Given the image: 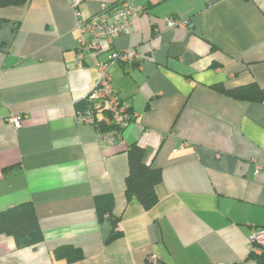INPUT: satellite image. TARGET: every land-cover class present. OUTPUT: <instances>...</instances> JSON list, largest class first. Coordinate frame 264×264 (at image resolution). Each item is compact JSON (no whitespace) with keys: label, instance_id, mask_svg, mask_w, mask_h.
I'll list each match as a JSON object with an SVG mask.
<instances>
[{"label":"crops","instance_id":"1","mask_svg":"<svg viewBox=\"0 0 264 264\" xmlns=\"http://www.w3.org/2000/svg\"><path fill=\"white\" fill-rule=\"evenodd\" d=\"M122 1L79 0L78 14L68 0L0 6V211L29 201L41 229L22 248L1 234L0 264H142L149 254L158 264H257L249 237L264 228V100L217 87L264 89V0H127L144 11L96 53L134 114L109 146L77 118L99 79L87 52L77 61V19ZM165 17L186 25L168 28ZM127 48L137 60L112 58ZM135 142L161 173L149 209L126 193ZM62 245L83 257L67 263L54 254Z\"/></svg>","mask_w":264,"mask_h":264},{"label":"built area","instance_id":"2","mask_svg":"<svg viewBox=\"0 0 264 264\" xmlns=\"http://www.w3.org/2000/svg\"><path fill=\"white\" fill-rule=\"evenodd\" d=\"M71 6L77 9L79 0H68ZM143 8L130 1H122L112 11L104 9L101 13L86 19H77V28L80 32L77 47V61L80 63L84 52H87L99 71V79L95 86L85 96L87 107L77 114L79 121L92 124L97 131L99 142L109 146L121 143V130L124 129L133 118V112L119 97L112 84V76L108 62H100L96 53L103 47V43L110 44L120 34H128L131 30L132 19L143 12ZM78 14V10H76ZM168 28L177 29L185 27L186 22L173 17H165ZM121 61L129 62L137 60L135 49L127 48L112 55ZM101 113V117L98 116ZM21 116L13 115L10 118L15 127L21 126ZM259 165H256V169ZM249 250L254 255H264V228L257 229L249 237ZM158 258L149 254L142 264H158ZM226 264V263H219Z\"/></svg>","mask_w":264,"mask_h":264},{"label":"trees","instance_id":"3","mask_svg":"<svg viewBox=\"0 0 264 264\" xmlns=\"http://www.w3.org/2000/svg\"><path fill=\"white\" fill-rule=\"evenodd\" d=\"M26 1L0 0V6L21 5ZM217 88L235 98L250 101L264 100V89L254 82L234 88H223L221 85ZM85 104V100L78 102V106H85ZM125 151L128 159V174L125 179L126 193L128 197L134 196L145 209H149L157 199L155 185L161 180L160 169L152 167L144 161L145 150L136 142L128 145ZM108 210L110 211V207ZM108 219L112 227L109 239H113L120 235V232L116 230L118 217H114L110 213ZM40 233L41 229L36 212L29 201L15 204L0 211V235H11L17 248L34 245ZM54 254L67 263L78 261L83 257L82 251L71 245L57 247ZM255 259L257 264H264V255L256 256Z\"/></svg>","mask_w":264,"mask_h":264}]
</instances>
